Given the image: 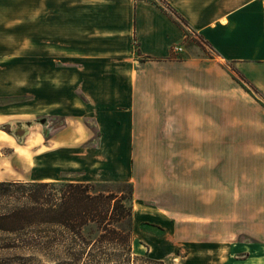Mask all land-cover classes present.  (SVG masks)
Instances as JSON below:
<instances>
[{"label": "crops", "instance_id": "1", "mask_svg": "<svg viewBox=\"0 0 264 264\" xmlns=\"http://www.w3.org/2000/svg\"><path fill=\"white\" fill-rule=\"evenodd\" d=\"M179 18L212 55L183 44ZM0 33L39 62L67 61L72 84L107 113L109 140L132 143L135 163L165 159L149 174L179 179L186 214L229 221V237L208 235L230 240L214 264H264V108L242 82L264 96V0H0ZM155 183L136 178V216L160 217L142 206ZM207 240L188 254L200 258Z\"/></svg>", "mask_w": 264, "mask_h": 264}, {"label": "rangeland", "instance_id": "2", "mask_svg": "<svg viewBox=\"0 0 264 264\" xmlns=\"http://www.w3.org/2000/svg\"><path fill=\"white\" fill-rule=\"evenodd\" d=\"M180 21L185 29L183 44L195 46L201 55H212L209 46ZM8 42L13 45L5 46L6 40L0 37V180L56 178L89 182L91 191L113 192V202L119 200V205L131 206L134 223L128 249L114 241L99 240L85 248L80 257L70 254L77 246H73L68 230L62 227L0 228V264H156L146 259V249L163 258L165 264H200V261L214 264L227 256H215V248L222 251L230 240L208 235L221 231L222 238L229 237V221L223 220L215 228L213 222L200 223L199 216L186 214L181 206L179 179L175 180L178 185L167 184L165 176L149 174L160 168L165 159L154 157L135 163L132 143L110 141L104 126L107 113L99 105L88 103L82 91L72 84L68 68L62 69L68 67L67 61L39 62L36 54L23 55L16 38ZM231 69L238 80L243 79L232 66ZM242 82L250 88L254 104L257 101L264 108L261 92ZM239 98L240 102L246 101L242 96ZM254 117L263 115L256 110ZM148 146L155 149L156 144H144L145 155ZM160 147L164 150L165 144ZM117 152L121 155H116ZM144 175L148 181H157L150 188L157 195L153 196V202L146 200L152 206H142L159 213L160 217L151 218L149 212L146 216H136L137 204L133 209L134 199H138L133 198L130 182L134 188L136 178ZM12 204L6 196L0 197V211ZM224 209L226 217L228 213L224 211L229 208ZM51 234L57 235V241L51 247H42ZM204 239L208 240L206 246L201 245L204 252L200 258L198 254H188Z\"/></svg>", "mask_w": 264, "mask_h": 264}, {"label": "trees", "instance_id": "3", "mask_svg": "<svg viewBox=\"0 0 264 264\" xmlns=\"http://www.w3.org/2000/svg\"><path fill=\"white\" fill-rule=\"evenodd\" d=\"M130 186L132 193L131 182ZM1 196L13 202L9 209L0 211L2 229L62 227L68 230L73 246H77L76 251L70 253L75 257H80L85 248L99 240L114 241L125 250L130 247L132 207L119 205V200L113 202V192L91 191L89 182L0 180ZM56 241L57 235L51 234L42 247H51ZM145 255L149 262L163 264L149 253Z\"/></svg>", "mask_w": 264, "mask_h": 264}, {"label": "built area", "instance_id": "4", "mask_svg": "<svg viewBox=\"0 0 264 264\" xmlns=\"http://www.w3.org/2000/svg\"><path fill=\"white\" fill-rule=\"evenodd\" d=\"M190 31H192V33L194 34V35H196V36H198L197 35V32H196V30L195 29H193V28H191V27H189V26H186ZM182 49V46L180 45V44H178V45H175V47L173 48V51L174 52H178V51H180Z\"/></svg>", "mask_w": 264, "mask_h": 264}]
</instances>
